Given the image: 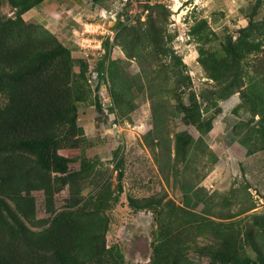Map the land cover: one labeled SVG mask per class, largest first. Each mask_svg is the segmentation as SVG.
<instances>
[{"label":"trees","instance_id":"16d2710c","mask_svg":"<svg viewBox=\"0 0 264 264\" xmlns=\"http://www.w3.org/2000/svg\"><path fill=\"white\" fill-rule=\"evenodd\" d=\"M92 1L105 7V0ZM134 1L120 0L125 5L124 11L117 13L120 31L114 40L107 37L104 41L107 52L97 63L95 89L87 75L88 63L80 59L77 73L71 47L42 23L23 17L29 9L42 7L46 0H8L16 10L15 16L0 14V96L5 99L0 103V264H124L118 246L108 245L106 240L110 226L106 211L123 192L120 148L114 152L115 167L119 168L116 189L103 183L89 196L82 195V190L94 171V161L86 155L69 157L62 152L81 147L86 139L79 119L81 107L94 106L96 120L105 123L115 107L122 112L133 107L127 100L133 98L132 79L111 57L116 41L128 60L148 61V48L170 55L165 65V83L161 81L156 87L158 92L177 97L175 112L182 115L185 124L196 128L200 139L209 134L222 112L218 102L239 93L241 102L233 111L238 113L243 108L249 118L235 124L238 142L247 154L264 149V77H258L259 72L257 76L250 73L253 57L264 44V17H256L264 0H255L253 11L245 13L248 23L238 30L236 38L232 34L222 38L206 18L191 25L189 34L198 46L197 60L205 71L206 84L212 82L199 94L193 88L191 75L184 73L187 65L182 57L167 45L173 38L167 35L170 10L160 0H145L147 18L141 21L138 15L139 25H131L122 17L125 13L130 18L127 11ZM148 73L154 72L147 71V76ZM171 78L173 87L167 83ZM106 80L112 81L109 92L114 101L108 109L99 96ZM147 82L152 88L153 80ZM182 94L187 95V101H183ZM212 107L215 111L209 112ZM153 110L158 132L166 110L164 101L160 111L155 107ZM244 125L247 128L243 134L237 128ZM169 142L168 149L176 162L186 161L192 146L198 145L186 130L176 132ZM78 161L77 169L73 163ZM181 187L183 204L169 200L166 215H162V206L168 200L166 192L128 197L127 204L133 212L153 209L163 220L153 232L156 243L151 258L143 264H193L191 247L200 256L208 257V264H264V212L255 211L237 219L249 209L243 208L238 212L220 211L216 217L211 209L213 199L207 193H200L195 185L182 183ZM64 189H68L69 196L58 207L56 195ZM36 192L44 195L46 216L42 218L38 217ZM255 206L250 205L252 209ZM199 234L210 235L211 241L195 246ZM247 245L256 252L255 259L241 255Z\"/></svg>","mask_w":264,"mask_h":264},{"label":"rangeland","instance_id":"374dc122","mask_svg":"<svg viewBox=\"0 0 264 264\" xmlns=\"http://www.w3.org/2000/svg\"><path fill=\"white\" fill-rule=\"evenodd\" d=\"M160 2L170 10L167 35L173 38L168 40L167 45L182 57L187 65L184 73L191 75L193 88L199 94L203 88L212 86L210 84L212 82L206 84L205 71L197 60L198 46L189 34L191 25L199 19L206 18L211 28L222 38L226 34H232L236 38L238 30L248 23L245 13L253 11L255 0H160ZM144 3L145 0L134 1L127 11L130 18L123 13L122 21L137 26L138 15H141V21H145L148 10L145 9ZM104 5L105 7L95 5L92 0H46L42 7L29 9L23 17L27 21L36 20L42 23L49 32L71 47L73 57L77 61L75 70L78 73L80 59L87 63L91 60L98 63L106 54L104 42L101 49L95 48L97 45L95 40L102 37L101 31L107 33L103 36L105 40L107 37L111 40V36L114 34L115 37L120 31L117 26V13L124 11V2L105 0ZM15 11L8 0H0L1 15L15 16ZM256 17L258 19L264 17V7L260 8ZM103 23L106 24L102 25ZM86 24H92L88 26L91 32L83 34ZM85 37L89 39L87 42L89 46L86 49L82 48V38ZM118 44L116 41L111 57L118 60L125 75L132 79L133 98L130 100L127 97V100L133 107L125 108L126 112L117 107L114 114H109L107 123L96 120L94 106L81 107L79 119L84 127L86 139L81 147L66 148L62 152L69 157L86 155L94 161V171L84 181L82 190V195L89 196L100 190L103 183H110L111 189H116L119 168L115 167L114 152L120 148V155L123 157L121 167L123 192L106 211L110 220L106 240L108 245L118 246L124 256V264H143L150 260L156 243L153 232L163 224V220H160L153 209L135 213L129 206L126 207L129 195L141 198L166 192L168 200L162 206L163 211L161 210L162 215H166L170 210L167 205L169 200L183 204L184 192L181 187L183 183L199 187L200 193H207L209 199H213L211 209L216 217L220 215V211L238 212L243 208L249 209L239 214L237 219L255 211L264 212V149L247 154L246 148L238 142L240 136L234 131L235 124L245 122L249 118V113L243 108L238 109V113L233 111L237 103L241 102L239 93L218 102L222 112L218 114L209 134L200 139V133L196 128L185 124L182 115L175 112L177 97L173 93L158 92L156 87L159 82L165 80L167 68L165 65L170 62V55H160L148 48L145 51L146 55L148 53V61L140 62L136 58L128 60L123 47ZM149 70L154 73H148L147 76L146 72ZM256 72H259L258 77H264V44L260 52L254 55L250 66V73L257 76ZM147 80H153L152 88L148 86ZM96 81L91 83L93 89L97 85ZM111 82L106 80L99 90L100 99L103 102L106 98L109 107L112 102V95L109 92ZM167 83L169 87H173L174 79L171 78ZM143 85L144 88L140 89L139 87ZM181 97L183 101H187L186 94H182ZM4 100V97L0 96V103ZM161 101H164L166 110L163 125L158 133L153 109L155 107L159 110ZM213 111L215 107L209 112ZM246 128L244 125L237 129L244 134ZM183 130L191 133L198 145L192 146L186 161L176 162L174 153L171 154L168 149L171 146L169 140L174 139L176 132ZM163 140L166 142H162ZM173 145L174 141L172 147ZM79 165V161L73 163L77 169ZM34 195L37 197L38 217H45L44 195L42 192H36ZM68 196V189L59 192L56 195L57 206L64 205ZM251 204L256 206L252 209ZM199 210V207L196 208V211ZM215 215L212 218H216ZM196 238L195 246L211 241L208 234H199ZM241 255L253 259L257 256L249 245L242 250ZM189 257L193 264H208L210 261L208 257L200 256L192 247L189 250Z\"/></svg>","mask_w":264,"mask_h":264},{"label":"built area","instance_id":"2783aa9c","mask_svg":"<svg viewBox=\"0 0 264 264\" xmlns=\"http://www.w3.org/2000/svg\"><path fill=\"white\" fill-rule=\"evenodd\" d=\"M101 19H104V18H101ZM116 19V17H114V20ZM106 23H103L102 25H105ZM88 26H92V24H86V27H85V30H83V34L85 33V32H91L89 29H88ZM99 26H100V24H99ZM100 34H102V37H100L98 40H95V41H97V45H96V49H101V47H102V44H103V42H104V40H105V38L103 37L105 34H107V33H105L104 31H101V33ZM88 36H91V35H88ZM113 37H114V34H113V36H111V40H113ZM89 41V39H88V37L86 38H82V48H84V49H86V48H88V46H89V44L87 43ZM87 55L89 54V53H86ZM91 60V59H90ZM89 60V61H90ZM87 75H88V77H89V81L92 83L93 81H96L97 80V77H98V71H97V61H96V63H94V62H92V60L90 61V63H88V73H87ZM103 105H104V107L105 108H108L109 106L107 105V103H106V98L104 99V101H103ZM112 114H114V113H112ZM126 207H128V204L126 205ZM130 210V209H129Z\"/></svg>","mask_w":264,"mask_h":264},{"label":"clouds","instance_id":"9594fccd","mask_svg":"<svg viewBox=\"0 0 264 264\" xmlns=\"http://www.w3.org/2000/svg\"><path fill=\"white\" fill-rule=\"evenodd\" d=\"M97 71H98V70H97ZM87 73H88V72H87ZM97 78H98V77H97ZM89 82H90V81H89ZM96 82H98V81H96ZM90 83H91V82H90ZM110 95H111V94H110ZM113 103H114V101H113V98H112V102H111L110 107H111V106H114ZM110 107H108V108H110ZM104 108H105V107H104ZM108 108H106V109H108ZM115 109H116V107H115ZM113 112H114V111L110 112V114L113 113Z\"/></svg>","mask_w":264,"mask_h":264}]
</instances>
